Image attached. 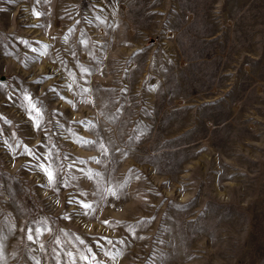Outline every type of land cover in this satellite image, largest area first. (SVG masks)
I'll return each mask as SVG.
<instances>
[{"label": "rangeland", "instance_id": "rangeland-1", "mask_svg": "<svg viewBox=\"0 0 264 264\" xmlns=\"http://www.w3.org/2000/svg\"><path fill=\"white\" fill-rule=\"evenodd\" d=\"M0 264H264V0H0Z\"/></svg>", "mask_w": 264, "mask_h": 264}, {"label": "snow or ice", "instance_id": "snow-or-ice-1", "mask_svg": "<svg viewBox=\"0 0 264 264\" xmlns=\"http://www.w3.org/2000/svg\"><path fill=\"white\" fill-rule=\"evenodd\" d=\"M34 107V106H33ZM49 178H51V173H49ZM87 206V205H86Z\"/></svg>", "mask_w": 264, "mask_h": 264}]
</instances>
